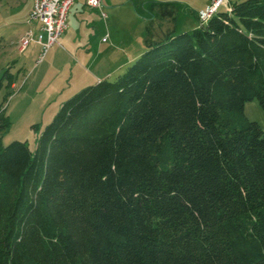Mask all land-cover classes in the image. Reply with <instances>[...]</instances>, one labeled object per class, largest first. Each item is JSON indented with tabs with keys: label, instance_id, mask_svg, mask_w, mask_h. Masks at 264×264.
<instances>
[{
	"label": "trees",
	"instance_id": "16d2710c",
	"mask_svg": "<svg viewBox=\"0 0 264 264\" xmlns=\"http://www.w3.org/2000/svg\"><path fill=\"white\" fill-rule=\"evenodd\" d=\"M228 6L153 39L180 8L150 1L122 74L66 98L34 150L0 140V264H264V127L243 113L264 108V0Z\"/></svg>",
	"mask_w": 264,
	"mask_h": 264
},
{
	"label": "rangeland",
	"instance_id": "374dc122",
	"mask_svg": "<svg viewBox=\"0 0 264 264\" xmlns=\"http://www.w3.org/2000/svg\"><path fill=\"white\" fill-rule=\"evenodd\" d=\"M156 1L178 3L180 10L176 15L175 21H170L168 17L163 20L156 19V17L154 18V24L151 28L152 35L154 36L153 39L163 37L169 30H174V33H181V31L184 32L199 25L200 21L196 18L194 12L197 14L204 12L211 0L209 2L208 0ZM31 2L32 0H0V35H7L6 43L0 41V68L3 61L9 55L10 40H14V37H16V32H13L15 31V27L12 26V22L14 21L15 23L24 25L25 22L29 20V16H27L28 14H26V12ZM136 3L137 2L134 4L138 12L135 11L130 1H124L122 3L121 8H119L116 14L115 24L113 23V25L111 24L112 26L110 25L112 32L109 30L110 32L105 36V38L107 37L108 43L117 49L113 52L114 55L111 56V59L116 60L115 63L126 61L127 54L130 52L134 53L135 51L137 52L138 49H145V26L149 23L147 18H153V15L143 9L141 2L138 4ZM225 7L226 6H223L221 8L225 9ZM130 11L133 12L134 15L131 14ZM191 11L194 12L192 13ZM104 20L107 24L106 26H108L109 23L107 19L105 18ZM142 50H140V54ZM12 59L15 60L17 58L11 55L8 60L10 61ZM134 59L132 61H134ZM14 60L0 69L1 79L6 71L9 72L7 76H4V81L0 87V110H2L3 113L6 114L8 120H10L8 127L4 130H0V140H2L3 144H7L14 139L25 140L30 149L34 150L37 146L36 142L41 130L53 119L61 103L66 98L77 93L79 89L91 85V83L94 84L96 81L90 75L92 79H90L91 82L81 87L78 85L80 77L79 74H77L70 82L72 88L66 87L65 92H62V96L58 98L56 95L61 92L65 84V81H61L64 79L66 71L69 70V65L65 64L64 67V65H62L63 60L60 59L57 68L52 66L46 73L39 70L37 73L31 75L32 71H30L27 66L21 68L20 64ZM107 61H109V57H105L101 65V68H104L103 70H105V68L111 69V66L110 68L108 67ZM132 61L130 60L128 64H124L109 77L105 78L108 80L117 78V75L122 74ZM63 67L65 70L63 72L61 71L62 75H56L57 72L64 69ZM103 70H99V73H102ZM27 77L29 80H27ZM11 79L15 81L16 87L11 88L10 84H8L12 81ZM25 80L27 81L25 82ZM244 110L243 113L247 120L255 121L259 123L260 126H264V108L258 104L256 99H249L244 105Z\"/></svg>",
	"mask_w": 264,
	"mask_h": 264
},
{
	"label": "crops",
	"instance_id": "0c3cea01",
	"mask_svg": "<svg viewBox=\"0 0 264 264\" xmlns=\"http://www.w3.org/2000/svg\"><path fill=\"white\" fill-rule=\"evenodd\" d=\"M132 3L135 11L136 4H142L143 9L147 11V4L150 2L149 0H103L101 9L106 14V17L100 15L98 9L90 6L87 0H74L73 5L69 9V13L67 16V29L62 32L59 37L58 44L51 45L48 54H46L43 61L40 63H36L37 54L39 51V44L35 41H32L28 44L24 50L19 49L18 42L20 41V37L23 35L25 31L28 29L33 30L34 38L38 33V22H29L26 21L24 25L12 22V26L15 27L13 32H16V37L14 40H10V50L8 52V57L3 61L1 68H4L6 64H9L12 60H8L11 55H14V61H17L20 64L21 68L27 66L31 72V75L37 73L39 70L41 72H48L52 66L58 67L59 60L62 59V65L65 64L68 66V71H66V75L61 82L65 81L61 92L56 95V97L60 98L62 96V92H65L66 87H71V80L75 78V75L79 74V84L81 87L85 84H88L91 79L90 75L97 82L104 77H109L112 73L117 71L118 68H121L124 64H128L129 61L133 60L136 56L140 54V50L134 53L130 52L127 54L126 61L115 63L116 60L111 59V56L114 55V51H116V47H112L108 40H103L102 38L107 36L108 32H112L111 26L116 22V14L121 8L123 2ZM210 0H208L209 2ZM231 2L230 0H228ZM34 0L28 6V11L26 14L29 16L30 11L32 9ZM160 2V1H158ZM206 2V1H205ZM227 8V6L225 7ZM138 12V11H136ZM148 12V11H147ZM131 14L133 12L130 11ZM197 14V13H196ZM134 15V14H133ZM103 18V19H102ZM107 19L109 25L106 26V22L104 19ZM152 18H147V20H151ZM30 23V24H29ZM112 24V25H111ZM21 25V26H19ZM111 25V26H110ZM18 26V27H17ZM198 26V25H197ZM110 30V31H109ZM1 32V31H0ZM1 34V33H0ZM7 36V35H6ZM6 36L4 34L0 35L1 42H7ZM104 54V56H103ZM103 56V58H102ZM105 57H109L108 67L111 69L103 70L101 65L103 64ZM63 67V68H64ZM20 68V69H21ZM103 70L102 73H99V70ZM65 68L57 72L56 75H62V72ZM62 71V72H61ZM5 76V75H4ZM4 76L2 79L4 81ZM84 79V80H83ZM8 84L10 87H16V83L13 79H11ZM27 80L29 78L27 77ZM25 80V82L27 81ZM92 80V79H91ZM2 81V83H3ZM82 81V82H81ZM24 82V84H25ZM81 82V83H80ZM23 84V85H24ZM74 88V87H73ZM53 100V99H52ZM52 102V101H51ZM3 112V111H2ZM4 114V113H3ZM6 115V114H5ZM264 127V126H263Z\"/></svg>",
	"mask_w": 264,
	"mask_h": 264
},
{
	"label": "built area",
	"instance_id": "2783aa9c",
	"mask_svg": "<svg viewBox=\"0 0 264 264\" xmlns=\"http://www.w3.org/2000/svg\"><path fill=\"white\" fill-rule=\"evenodd\" d=\"M87 1L91 7L101 11V16L106 17V14L101 9L103 0ZM73 3L74 0H34L29 13V22H38L39 31L36 38H34L32 29L25 31L19 39V49L22 51L31 41H35L39 44L40 48L36 63H41L46 54H48L50 46L58 44L60 35L67 29V16ZM228 3V0H211L206 10L197 14L198 20L206 21V19L216 14L223 6H227L225 9H229ZM106 38L103 37L102 39L106 40Z\"/></svg>",
	"mask_w": 264,
	"mask_h": 264
}]
</instances>
